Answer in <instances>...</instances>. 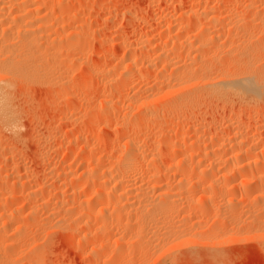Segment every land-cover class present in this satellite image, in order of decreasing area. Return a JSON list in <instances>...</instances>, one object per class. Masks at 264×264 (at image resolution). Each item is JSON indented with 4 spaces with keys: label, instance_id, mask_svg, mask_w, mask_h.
I'll use <instances>...</instances> for the list:
<instances>
[{
    "label": "bare ground",
    "instance_id": "1",
    "mask_svg": "<svg viewBox=\"0 0 264 264\" xmlns=\"http://www.w3.org/2000/svg\"><path fill=\"white\" fill-rule=\"evenodd\" d=\"M214 1L218 11L207 1L196 6L189 2L191 6L182 9L185 12L175 19L168 38L178 41L189 22H195L198 35L195 43L183 39L177 46L175 42L172 48L177 53L160 54L151 62V54L141 44L159 42L148 31L125 44L116 67L85 65L87 80L91 73L96 83L97 102L80 113L76 131H92L96 122L101 127L88 131L93 144L82 145L70 160L82 167L80 172L64 169L58 175V179L61 175L83 180L79 184L84 190L78 189V183L72 184L68 194L56 189L54 198L61 203L53 200L60 205L53 203L55 210L36 220L42 205L39 180L35 175L33 180L29 175V180L18 174L22 165L14 160L6 163L11 173L4 177L5 183L0 182V264H44L50 233L56 230L82 234L77 242L89 247L85 258L92 264L145 263L152 256L150 250L195 245L199 236L213 241L245 230L264 237V0ZM45 2L0 0V130L11 135L21 127L13 88H25L23 84L33 80L53 87L55 72L64 70L55 61L64 46L58 44L70 40L65 50L80 48L79 41L71 39L78 38L79 32L61 34L69 27L65 11L59 15L54 10L57 2ZM165 2L176 5L181 1ZM79 20L74 29L82 28L84 20ZM218 50H222L223 60ZM75 58L72 55L66 60ZM87 76L74 81L69 75L64 80L68 86L62 89L63 98L73 101L66 111L69 117L91 92ZM135 82L139 84L136 88ZM215 109L226 113L217 116ZM72 129L69 126L64 131L65 138ZM100 132L109 139L101 140V147L111 142L101 152ZM15 149V143L6 144L5 151ZM92 151L94 156L95 151L103 156L88 162L85 155ZM11 179L15 188L21 181L27 192H22L23 197L32 200L24 207L25 216L4 205L18 199V188L13 190L7 182ZM237 187L238 196L234 194ZM47 202L46 206L51 203ZM30 223L36 225L32 237L29 230L26 233L33 226Z\"/></svg>",
    "mask_w": 264,
    "mask_h": 264
},
{
    "label": "rangeland",
    "instance_id": "2",
    "mask_svg": "<svg viewBox=\"0 0 264 264\" xmlns=\"http://www.w3.org/2000/svg\"><path fill=\"white\" fill-rule=\"evenodd\" d=\"M178 1H181V2L177 3L179 5L174 4L175 5L174 6L171 3L166 4L165 0H53L54 4H56V2L58 4V5L57 4L55 5V9H54L55 13H58L60 15V13L62 14V12L65 11L63 13L64 18L66 20V23L68 22L67 24L69 25V27L67 26L66 29H64L61 34L62 35L66 34V36H68L67 33L69 31L71 32V30H76V32H79L78 38H71V39H73V40L75 39V40L79 41V44H80L79 47L80 48L76 47V49H75V47H74V49H72L73 48L72 47V48L65 50L66 49L65 47L68 46L69 43H71L70 40L69 41H61V43L58 44L61 46L64 45L63 46L64 48L63 47L60 48L58 54L56 55L57 57L55 58V61L58 62L57 64L59 66L63 67L64 70L62 72H60V71L55 72L56 75L54 74L55 75L54 76L55 83L57 85L55 84L52 87V86H48L47 82H45L43 80H40V81H38V80L34 81L33 80L30 82L24 83L25 85L23 84V87H25V88H22V85H21V87L17 85L13 88V92L15 93V96H16V103H15L16 108L18 109V111L20 113L19 117H20L21 127L18 130L16 135L15 134L11 135L10 134L11 132H9L8 130H4V129L0 130V147L3 148V149L0 148V182L5 183L4 177L6 178L8 172H9L7 165L12 160H14L16 162V164L22 165V167H20L18 174H21L22 176L27 175L26 179H29L31 177L32 180L34 179V175H35V177H37V178H35V180H37V179L39 180V181L38 180L37 181L40 184V188H41V189L38 188V190H39L38 194L41 195V197H39L40 196L39 195L38 198L42 199V200L40 199L41 200L40 202H42V205H44L43 207H45V208L43 209V212H41L42 209L40 208V207H42V205L37 208L39 210H37V212H36L38 215V216H35L36 220L43 217L44 214L46 216L48 213L52 212L53 209L55 210L56 207L54 205L56 202L61 203L58 198H54V197H56L54 195L55 192H57V191H55L56 189L59 190L58 192L63 191L65 194H68L71 190L70 189L71 186H73L72 184L78 183V185H79L78 189H80L81 192L84 190V189H81L82 185L80 186V184L83 183V180L82 181H80V180L76 181L74 176H73V178L72 177L64 178L61 175H60V178L58 179V177H59L58 175L60 172H63L64 169H66V170L69 169L75 173L80 172L82 167L76 163L71 164L70 160H71V158H73V156L75 157L78 154V152H80V147L82 145L86 144L87 142L89 144H93V139H91V137L89 135L92 132L96 131L97 130L96 128H98V126L100 125L98 122H96L94 125L95 128L92 127L93 128L92 131H91V129L88 130L91 132V133L89 132V134H88L87 130H83L80 132L76 131L77 126H80L79 123L81 124V119L79 117L80 113L82 114L89 106H91V105L95 104V102H97L96 101L97 100V94L95 92L96 83H94L95 80H94V78L91 77L93 75L90 72H89L90 73L89 81L91 83L87 80L88 72H87V74H85L87 71L86 66L89 65L88 67H92V66H98V65L99 66L100 65H102V66L107 65V67H112V66L116 67L119 64V61H120L119 59H121L123 56V52L125 50L124 49L125 44H127L129 41H131V39L134 40V38H135L134 36L144 34L145 32H147V33L151 32L150 34H152V36L155 38L156 44L159 42L158 45H155V44H152L150 46L147 45L149 49L147 48L146 44H141L143 47L145 45L146 53L148 55L151 54V57L149 56V58L151 59L150 60L151 62H152V60L154 61L153 58H155L156 56L160 57L159 56L160 54L162 56H164L166 54L165 56H167L168 53L173 54V53L179 52V51L175 52L174 50H176L177 48L176 47L172 48V47L176 46V43H177V46H179L180 45L179 43L183 39L184 40L187 39V42L192 41V43H195V40L197 38H194V36L198 35L197 31L194 33V30H197V28H198L195 25V22H191V23L189 22V26H187L188 29L185 28L182 31V33L180 35L181 37L178 38V41L177 40L173 41L172 38H168V30L169 31L173 30V27L175 25L174 24L175 19L179 16L180 12H185L187 10L186 7L187 8H188V6L190 7L191 4L193 6H196L200 2H202V3L204 1H207L208 3L211 2V3H209V5H210V7L211 6L213 7V5H215L214 6L215 11H218L217 10L218 6H217V4L213 3V2H215L214 0H212V1H210V0H188V2H187V0H178ZM45 3H47V0ZM104 3L105 4L108 3L109 7L105 6ZM182 9L185 11H183ZM66 13H68V14L66 15ZM65 16H67V17H65ZM64 18L62 15V18H61L62 20L61 19L60 20L63 21ZM73 18L75 19V21H73ZM80 18H81V20L83 19L85 23L83 22L82 28L74 29L73 27L75 26V24L79 23ZM135 21H136V23H135ZM204 28H206V27H203L200 29L203 30ZM223 37L224 36H222L221 39H223ZM224 40H225V37H224ZM220 42H221V40H220ZM227 43L225 42V44H226L225 46H227ZM77 48H78V51H77ZM107 48H108V50H107ZM81 50H83V51H81ZM147 50H150V51L147 52ZM221 51L222 50H218L217 55L219 58H221L223 60L222 57H224V55H221V53H222ZM67 54H69L70 57L72 55L74 57H77V58H75L76 60H72L69 62L68 60H66V59L70 58L69 55H67ZM220 55H221V57H220ZM78 57H80V58H78ZM64 58H65V60H63ZM68 62H69V64H68ZM117 62H118V64L116 65ZM263 67H264V65H263ZM67 68H69V69H67ZM66 69L68 72V73H66L67 75L65 74ZM84 70H86L85 73H84ZM71 72H74V73H71ZM60 73L63 75H61ZM68 74L70 75V78L72 77V80H74V81H75V79H76V81H77V79H81L82 78L81 75L83 77L87 76L86 82L91 84V85L90 84H88V85L91 86L90 89L92 92V93L89 92L87 95H85L86 96V99H85V98H83L84 94L80 90H76L77 91L76 93H79L78 96H80V95L83 96L82 98L84 100L82 99V101L79 102L78 109L75 111V113L77 112L76 114H78V113L79 114L76 115L75 113H73L74 115L72 114L71 117H69L67 113H68V109H69V106H70L72 100L68 101L65 98H63V91H62L63 88L68 86L67 81H68V79H70V78L66 79V77H69ZM72 74L77 76V77L73 76ZM58 75H59V77H58ZM60 76L62 78L64 76L65 77L62 79ZM92 79H93V81H92ZM64 80H67V81L65 82ZM27 83H28V85H27ZM29 83H31V84H29ZM43 83L46 85H41ZM35 84H37V85H35ZM92 84L93 85L95 84V85L92 86ZM137 84L138 83L135 82L134 87H135V85H136V87L139 85V84L138 85ZM57 87H58V89H57ZM48 89L52 90L53 92L49 91ZM20 90H21V92H20ZM23 90H24V92H23ZM18 93H20V94H18ZM21 93H22V95H21ZM53 93H55L56 95ZM26 94H27V96H26ZM95 95H96V97H95ZM17 96H19V97H17ZM88 98H89V100H88ZM21 101L24 102L23 103L24 105L22 104V107L20 108V105L22 103ZM83 101H84V103H83ZM55 102L57 105L55 104ZM63 103H66L69 105H66ZM215 110L218 112L217 109H215ZM215 110H212V111H215ZM66 111H67V113H66ZM224 112L226 113V111H222V112H218L221 115H219L218 113H216V115L217 116H223V115H225ZM63 116L64 117L66 116V118H64ZM75 117L76 118L79 117V119L77 121H73L72 119H74ZM71 122H72V125H71ZM69 126H70V129L74 128L75 130L72 129L70 133L66 134L67 136L65 138V135L63 133L65 130H68ZM99 127H101V126H99ZM75 133H77V134H75ZM102 133L100 134V135H102V139H101V136H100V138H98V139H100L99 140L100 142L98 141L99 142L98 143L99 148L101 147L100 146L101 140L107 139V138H104V135ZM79 134H81L82 137ZM75 135L78 137L79 140L77 139V137L75 139V137H74ZM9 136H11L14 139L12 140V138ZM18 136H19V138H18ZM79 136L81 137V139ZM5 137H7V138H5ZM20 137H22V138L20 139ZM69 137L71 139L73 138L72 139L73 143L71 142V144H68L66 141V140H71ZM107 140H109V139H107ZM20 141H21V143H18V145H17V142H20ZM82 141H83V143H82ZM96 141L97 140L94 141L95 145L97 144ZM43 142L45 144H43ZM9 143H15L16 149L13 152L5 151L6 144L8 145ZM105 143L107 144L108 141L102 143V147L103 148L105 147L104 149H107L106 146L110 145L111 142L109 141V143L107 145ZM20 144H21V146H20ZM45 145H46V147H45ZM104 145H106V146H104ZM19 147H20V149H19ZM102 147L100 148V152L102 151L101 149H103ZM42 149H44L45 151H43ZM95 152H96V155H98L99 157H97L96 155H95L96 156L95 157L93 151L91 154L87 153V155L88 154L91 155L90 156L91 158H89V155L86 156L85 154H83L82 156L85 155V158L88 157L87 161H88V159L90 161L91 159H96V158H100L103 156V155L101 156L99 151H95ZM97 152H98V154H97ZM2 153H4V154H2ZM75 153H77V154H75ZM6 154H8V155H6ZM9 154H13V155L10 156ZM6 163H7V165H6ZM1 165H3L4 167ZM9 173H11V171ZM2 175H5V176H2ZM29 175H30V177H29ZM12 179H11V181L9 180L7 182L9 184V186L13 188V190L18 188L15 191L16 192L15 194L17 195L16 197L18 199L14 198V200H12V201L8 200V201H6V203L4 205L6 208H9V209L11 208L14 211L16 210L17 211L16 213H18V214L20 213L21 215L25 216V208L29 206V204H30V202H32V200H31V198L26 199L23 197L22 192L25 193L26 191L24 192V190L26 188L24 187V185L22 184L21 181H19L15 184V186H18L16 188L11 186L13 183H11V185H10V182H12ZM29 180H31V179H29ZM32 182H34V181H32ZM79 182H80V184H79ZM37 187H39V185ZM22 188H23V190H22ZM33 188H35V183L33 185ZM236 189H235L234 194L236 193L239 195V193H240L239 187H237ZM50 194H52V195H50ZM21 195L24 199L19 197ZM238 195H236V196H238ZM49 198H51L52 201ZM53 199H56L57 201L53 200ZM46 200L47 201L49 200L52 204L49 203V205L50 204L51 205L46 206V202H47ZM13 201H15V202H13ZM53 203H54V205H53ZM59 203H56V204H59ZM13 205H14V208H12ZM59 205H57V206H59ZM8 206H10V207H8ZM50 207L52 210L50 209ZM38 213H40V214H38ZM41 214H43V215L41 216ZM21 215H20V217L24 218V216H21ZM179 218H181V217H179ZM194 220H195V216L193 215L191 218V221H194ZM27 223L28 222L26 220L25 225L29 226ZM30 225H33V226H30L31 230L27 229L26 233H28V230H29V232H31V233H29L28 235H29V237H32L30 235L35 234L32 232V230L35 232V229H36L35 226L36 225L32 224V223H30ZM246 231H248V230H246ZM240 233L241 234H239V233L234 234L232 232L231 233L229 232V233L224 234L223 236H220V238H217L216 240H213V241H210L208 239L204 240L203 237L199 236V237H197L198 241L196 239L195 245L194 244H190L187 246L186 245H180V246L176 245L173 248L171 247V249H168L166 251H163L161 249H159V251L150 250L149 252L151 253L152 256L147 257V259H146L147 263L142 262V263H136V264H264V237H262L260 235H256L254 232H251V231L245 232V230H244V231H240ZM74 234H75L74 236H76V237H74L71 232L69 234H67L65 231H63V232L59 231V230H56V232L52 231L50 233V236H49V238L51 237L50 241H49L50 244H48L49 246L46 247L47 248V250H46L47 253L45 255L46 258L43 257L44 260L46 259V262L43 260L45 262L44 264H48V263L49 264H92V262H90V259L87 260V258H85V256L88 257V255H86V254H87V248H89V247L84 248L83 246H80V245H82L81 243H78L82 234H79V233H74ZM209 242H212V244H210ZM206 244H208V245H206ZM78 246L83 247V248H79ZM84 249L86 251L85 253H83ZM38 261H40V259H38ZM41 262H42V258H41ZM87 262H89V263H87Z\"/></svg>",
    "mask_w": 264,
    "mask_h": 264
}]
</instances>
